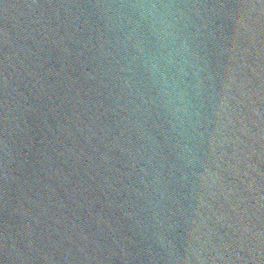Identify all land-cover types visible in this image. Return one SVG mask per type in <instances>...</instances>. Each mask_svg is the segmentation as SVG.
<instances>
[{
  "label": "water",
  "instance_id": "95a60500",
  "mask_svg": "<svg viewBox=\"0 0 264 264\" xmlns=\"http://www.w3.org/2000/svg\"><path fill=\"white\" fill-rule=\"evenodd\" d=\"M0 264H264V0H0Z\"/></svg>",
  "mask_w": 264,
  "mask_h": 264
}]
</instances>
